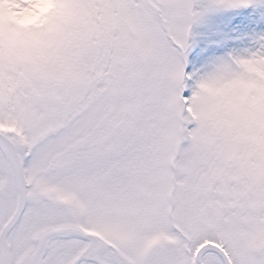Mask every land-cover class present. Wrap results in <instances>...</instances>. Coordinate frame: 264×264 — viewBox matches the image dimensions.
Masks as SVG:
<instances>
[{
  "label": "snow or ice",
  "instance_id": "6c2138e0",
  "mask_svg": "<svg viewBox=\"0 0 264 264\" xmlns=\"http://www.w3.org/2000/svg\"><path fill=\"white\" fill-rule=\"evenodd\" d=\"M0 264H264V0H0Z\"/></svg>",
  "mask_w": 264,
  "mask_h": 264
}]
</instances>
